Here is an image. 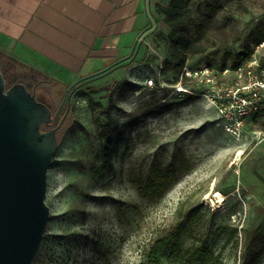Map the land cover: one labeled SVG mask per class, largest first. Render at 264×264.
<instances>
[{"label": "rangeland", "instance_id": "obj_1", "mask_svg": "<svg viewBox=\"0 0 264 264\" xmlns=\"http://www.w3.org/2000/svg\"><path fill=\"white\" fill-rule=\"evenodd\" d=\"M167 3H150L134 63L61 82L56 99L47 96L63 108L44 129L57 126L71 107L47 172L50 215L37 264H139L175 226L180 252L172 256L170 243L163 264H264V117L238 138L219 125L205 98H169L155 112L161 94L143 84L157 61H175L165 19L184 21L195 51L188 63L230 64L233 54L255 45L257 30L264 33V0H190L178 15ZM90 97L103 107L93 109ZM107 115L109 134L102 138ZM103 144L110 154L94 177ZM170 164L179 171L173 185L161 198H142L135 178H156Z\"/></svg>", "mask_w": 264, "mask_h": 264}, {"label": "crops", "instance_id": "obj_2", "mask_svg": "<svg viewBox=\"0 0 264 264\" xmlns=\"http://www.w3.org/2000/svg\"><path fill=\"white\" fill-rule=\"evenodd\" d=\"M151 2L0 0V52L60 83L104 74L137 60Z\"/></svg>", "mask_w": 264, "mask_h": 264}, {"label": "water", "instance_id": "obj_3", "mask_svg": "<svg viewBox=\"0 0 264 264\" xmlns=\"http://www.w3.org/2000/svg\"><path fill=\"white\" fill-rule=\"evenodd\" d=\"M51 107L25 84L6 85L0 65V264H32L50 210L48 168L59 148Z\"/></svg>", "mask_w": 264, "mask_h": 264}, {"label": "built area", "instance_id": "obj_4", "mask_svg": "<svg viewBox=\"0 0 264 264\" xmlns=\"http://www.w3.org/2000/svg\"><path fill=\"white\" fill-rule=\"evenodd\" d=\"M163 59L143 79L146 88L161 94L162 102L203 97L215 107L219 125L238 138L246 125L264 117V39L253 44L247 60L236 67L186 62L177 77L166 79Z\"/></svg>", "mask_w": 264, "mask_h": 264}, {"label": "trees", "instance_id": "obj_5", "mask_svg": "<svg viewBox=\"0 0 264 264\" xmlns=\"http://www.w3.org/2000/svg\"><path fill=\"white\" fill-rule=\"evenodd\" d=\"M235 1H242V0H235ZM190 0H168V5L172 7L173 10H175L176 14L178 15L180 10L183 9V7L187 6L189 4ZM207 9L211 11L212 14L215 12V7L212 3L206 4ZM164 25L169 27L171 29V35L174 36L175 39V48H174V54L173 58L175 61H172L169 58L163 59V74L166 79H170L172 77H177L178 74L181 71L182 66L188 62V54L194 51V44L192 43L191 38H189L185 31L187 30L185 23L180 18H167L164 21ZM202 25L198 26V30H202ZM257 38L254 40L255 43H258L259 41L264 39V33L262 30H257L256 32ZM252 43V42H251ZM251 52V46L250 43L247 44L243 50L235 53L232 55V62L230 63L233 67H236L243 63L247 58L249 57ZM209 64H219L222 66L228 65L226 61H223V63H213V62H207ZM151 65V63H149ZM125 66H130V63L122 64ZM197 65V64H194ZM152 68H149V71ZM105 94V93H104ZM107 94V93H106ZM85 95H88L87 92H85ZM192 98V97H189ZM91 105L93 104V109L96 108H102L103 104L101 102H95V99L93 97H90ZM166 102H160V106L156 108L154 111H160L163 107L162 105ZM98 124L99 121H97ZM109 123L110 118L109 115H107V121L102 126V138H105L108 136L109 132ZM110 154V149L107 144L101 145L98 161L93 166V174L94 177H98L100 172L105 167V162L107 161ZM178 167L170 164L166 168H163L159 170L156 178L148 177L144 178L142 176H138L135 178V185L137 187V190L140 194V196L147 200H155L158 198H161L166 191L173 185V183L178 178ZM181 230L178 228V226L173 227L171 230H169L165 235L161 236L160 238L156 239L154 243L151 245L149 252H148V259L145 261H141L139 264H163L162 259L160 255L165 252V250L168 248V246L171 243V250L170 254L172 256L177 255L180 252V245L176 242L177 236L180 234ZM38 262V255L33 259L32 264H37Z\"/></svg>", "mask_w": 264, "mask_h": 264}, {"label": "flooded vegetation", "instance_id": "obj_6", "mask_svg": "<svg viewBox=\"0 0 264 264\" xmlns=\"http://www.w3.org/2000/svg\"><path fill=\"white\" fill-rule=\"evenodd\" d=\"M0 65L3 74L6 78V85L11 86L18 82L25 84L26 87L32 93H34L37 98L44 101L46 104H48L51 107L53 113V121H54L55 118L60 114L63 108V104L60 103L53 106L48 100L47 96L56 99V96L58 95V91L60 90L61 87H63V85L60 82L54 81L52 79H47V80L43 79L42 73L34 71L31 68H27L22 64H19V62H16L10 56H7L2 52H0ZM48 85L50 86L49 88L47 87ZM52 86L54 87L52 88ZM67 89L68 88H66V92ZM70 107L71 105L70 103H68L65 114L62 116L58 125L55 126L58 127L57 134L59 132V129L64 124L65 118L67 117L70 111Z\"/></svg>", "mask_w": 264, "mask_h": 264}, {"label": "bare ground", "instance_id": "obj_7", "mask_svg": "<svg viewBox=\"0 0 264 264\" xmlns=\"http://www.w3.org/2000/svg\"><path fill=\"white\" fill-rule=\"evenodd\" d=\"M215 197H216L217 202H223L224 201V195L220 191H217V193L215 194Z\"/></svg>", "mask_w": 264, "mask_h": 264}]
</instances>
